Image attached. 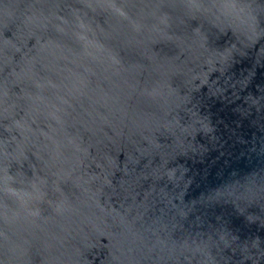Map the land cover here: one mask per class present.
Masks as SVG:
<instances>
[{
	"label": "water",
	"instance_id": "water-1",
	"mask_svg": "<svg viewBox=\"0 0 264 264\" xmlns=\"http://www.w3.org/2000/svg\"><path fill=\"white\" fill-rule=\"evenodd\" d=\"M0 264H264V0H0Z\"/></svg>",
	"mask_w": 264,
	"mask_h": 264
}]
</instances>
